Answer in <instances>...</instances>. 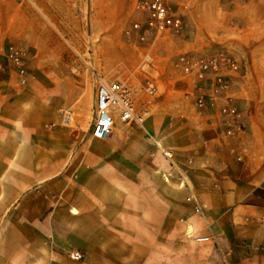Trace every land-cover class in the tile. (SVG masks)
Returning a JSON list of instances; mask_svg holds the SVG:
<instances>
[{
    "label": "crops",
    "instance_id": "0c3cea01",
    "mask_svg": "<svg viewBox=\"0 0 264 264\" xmlns=\"http://www.w3.org/2000/svg\"><path fill=\"white\" fill-rule=\"evenodd\" d=\"M38 90L18 92L0 113V264H264V112L261 119L240 112L246 133L232 138L233 152L204 146L180 172L205 205L196 224L185 221L191 240L144 246V237L174 223L175 189L192 212L188 191L169 184L175 171L162 154L169 150L160 149V169L131 172L126 151L84 149L90 140L58 125L57 106L74 105L80 91ZM47 93L60 102L45 103ZM93 105L91 91L82 108ZM120 133L104 141L118 144ZM73 251L82 260L70 259Z\"/></svg>",
    "mask_w": 264,
    "mask_h": 264
},
{
    "label": "rangeland",
    "instance_id": "374dc122",
    "mask_svg": "<svg viewBox=\"0 0 264 264\" xmlns=\"http://www.w3.org/2000/svg\"><path fill=\"white\" fill-rule=\"evenodd\" d=\"M147 1L132 0L128 7L126 0H0V45L15 43L26 48L32 74L26 85L0 74V113L26 88L46 91L60 84L74 86L80 91L78 102L57 106L56 113L58 125L68 124L74 133L90 140L80 143V147L87 149L88 144H96L100 151L124 150L131 172L160 169L164 163L160 149H167L178 168L171 167L175 178L169 184L175 186L181 180L178 173H186L187 167L193 166L199 149L217 142L229 151L235 148L230 143L233 139L225 137L216 125L211 126L207 117L198 115L185 98L192 83L174 69L173 61L182 53L196 55L221 48L232 53L241 67L233 83L238 108L242 107L239 112L242 117L253 112L261 119L264 0H174L171 8L183 16V37L160 33L148 35L146 43H139L124 33L132 23L143 20ZM145 55L152 59L149 66L144 62ZM92 72L109 81L150 79L157 87L156 105L142 126L115 123L112 136L121 131L118 144L90 137L92 109L85 111L82 107L87 93L94 92ZM44 96L48 105L60 102L53 94ZM180 194L174 190V223L169 222V231L164 222L158 237L143 238L144 246L178 245L181 239L191 240L187 239L190 232L185 236L183 231L185 221L192 219L188 223L193 226L201 216L188 210Z\"/></svg>",
    "mask_w": 264,
    "mask_h": 264
},
{
    "label": "built area",
    "instance_id": "2783aa9c",
    "mask_svg": "<svg viewBox=\"0 0 264 264\" xmlns=\"http://www.w3.org/2000/svg\"><path fill=\"white\" fill-rule=\"evenodd\" d=\"M173 1L148 0L144 5L143 20L132 23L125 31V36L139 43H146L148 35L155 37L160 33H167L172 38L183 37L185 32L183 16L171 8ZM28 61L29 53L23 46L15 43L0 45V74L15 77L19 85H26L32 78ZM151 61L150 56H144L146 66H149ZM173 67L192 83V87L185 92V98L191 101L198 115L207 117L208 123L211 126L216 125L227 138H235L238 133L245 131L240 121L238 100L233 93V83L239 78L241 67L232 53L222 48L196 55L182 53L174 59ZM92 76L94 77V105L90 121L92 139L98 141L108 139L113 134L117 121L142 126L150 117L157 99V87L152 80L109 81L93 72ZM162 154L171 167L178 169L170 151L163 150ZM241 159V156H237L238 161ZM190 162L191 159H188V163ZM178 175L181 178L178 187L188 191L186 203L190 205L194 214L201 215L205 208L204 203L188 186L183 175L181 173ZM164 181L168 182V177H164ZM197 240L214 241V237ZM69 257L80 261L83 255L73 251Z\"/></svg>",
    "mask_w": 264,
    "mask_h": 264
}]
</instances>
